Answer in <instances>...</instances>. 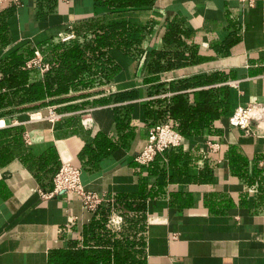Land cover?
<instances>
[{
  "label": "crops",
  "instance_id": "obj_1",
  "mask_svg": "<svg viewBox=\"0 0 264 264\" xmlns=\"http://www.w3.org/2000/svg\"><path fill=\"white\" fill-rule=\"evenodd\" d=\"M110 1L21 0L0 11V264H49L59 251L84 264L93 255H110L98 264H264V120L248 132L228 124L238 106L264 108V0ZM97 21L126 22L141 41L130 54L110 50V70L90 86L25 101L29 83L45 80L24 68L30 48L50 58L60 34L82 43ZM51 109L64 116L33 120ZM159 123L199 128L141 167L134 158ZM63 162L110 199L103 230H86L98 216L77 196L41 197Z\"/></svg>",
  "mask_w": 264,
  "mask_h": 264
},
{
  "label": "trees",
  "instance_id": "obj_2",
  "mask_svg": "<svg viewBox=\"0 0 264 264\" xmlns=\"http://www.w3.org/2000/svg\"><path fill=\"white\" fill-rule=\"evenodd\" d=\"M149 2L148 0H112L108 6L122 8L146 5ZM88 30L91 36L89 39L82 37V43L77 41L69 44L54 45L52 47L49 58L52 69L44 76V82L39 79H34L23 90L25 101L33 102L43 100L47 96L66 94L70 89L90 86L94 80L91 77L92 75L100 69L106 73L110 70L111 62L108 56L110 50L119 49L126 54H130L133 48L141 41L142 30L134 28L132 25L122 21L109 23L97 21L93 27H88ZM77 35L80 36L78 32ZM25 74L30 78L29 72L22 73V76H25ZM11 75L8 81L12 84L15 82V79ZM169 113H171V118L174 120L173 111L169 110ZM171 127L184 138L195 134L194 132L199 128L184 126L182 124L178 126L172 125ZM89 151L92 153L90 149ZM101 207L96 211L98 218H94L91 221L89 227L86 229L87 231L94 232L95 230H103L110 213V205ZM114 258L116 261V256ZM102 259L104 262H108L110 261V255L104 257H100V255L96 257L93 255L90 264H98ZM83 260L84 256L82 257V255H74L70 251H59L51 254L49 264H84ZM85 260L87 261V257H85Z\"/></svg>",
  "mask_w": 264,
  "mask_h": 264
},
{
  "label": "built area",
  "instance_id": "obj_3",
  "mask_svg": "<svg viewBox=\"0 0 264 264\" xmlns=\"http://www.w3.org/2000/svg\"><path fill=\"white\" fill-rule=\"evenodd\" d=\"M247 3L248 6L253 5L252 0H240ZM10 3L14 6H20L21 0H0V11L5 4ZM75 39V33L69 31L58 36V40L62 44H66ZM31 53L26 58L24 68L28 71H35L39 75L44 76L51 71L52 66L49 62L47 54L43 53L38 47L32 46ZM64 115L51 109L46 117L35 116L33 120L44 119L53 124L59 121ZM264 120V108L253 104L247 106H238L228 119V124L243 132L250 131L254 122ZM6 124L0 119V129L5 128ZM183 142L182 136L175 131L168 123L154 124L149 128L148 137L141 151L135 156L134 161L141 167H147L154 159L169 149H175L181 146ZM212 149L216 145H210ZM53 188L49 193H40L43 199L65 193L77 196L83 207L91 212H96L102 205L108 203L110 199L105 195L87 191L81 180V170L70 162H63L59 165L52 178ZM120 224V218L112 216L107 222L110 229H117Z\"/></svg>",
  "mask_w": 264,
  "mask_h": 264
}]
</instances>
